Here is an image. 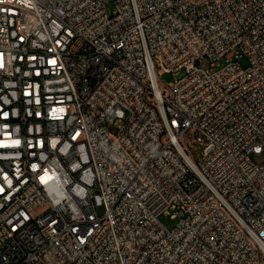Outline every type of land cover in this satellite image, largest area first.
Instances as JSON below:
<instances>
[{"label":"built area","instance_id":"built-area-1","mask_svg":"<svg viewBox=\"0 0 264 264\" xmlns=\"http://www.w3.org/2000/svg\"><path fill=\"white\" fill-rule=\"evenodd\" d=\"M0 264H264V0H0Z\"/></svg>","mask_w":264,"mask_h":264},{"label":"rangeland","instance_id":"rangeland-1","mask_svg":"<svg viewBox=\"0 0 264 264\" xmlns=\"http://www.w3.org/2000/svg\"><path fill=\"white\" fill-rule=\"evenodd\" d=\"M203 65L204 66H208L209 65V63L205 60L204 62H203ZM174 74L173 73H164L163 75H162V78H163V80H165V81H171V80H173L174 79ZM201 146V145H200ZM199 146L198 145H193V149H194V151L196 152V155H197V158H200V153H199ZM161 219H162V221H163V223L165 224V225H167V226H169V227H172L173 226V224L175 223V220L170 216V215H168V214H164V215H162V217H161Z\"/></svg>","mask_w":264,"mask_h":264}]
</instances>
